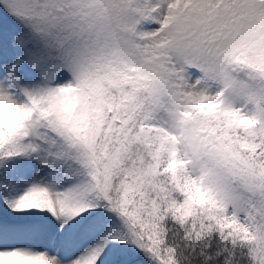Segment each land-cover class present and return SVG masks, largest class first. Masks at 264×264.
I'll return each mask as SVG.
<instances>
[{"label": "snow or ice", "instance_id": "snow-or-ice-1", "mask_svg": "<svg viewBox=\"0 0 264 264\" xmlns=\"http://www.w3.org/2000/svg\"><path fill=\"white\" fill-rule=\"evenodd\" d=\"M0 264H264V0H0Z\"/></svg>", "mask_w": 264, "mask_h": 264}]
</instances>
